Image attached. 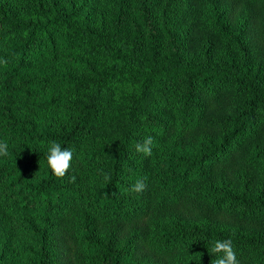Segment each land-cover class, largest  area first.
Returning <instances> with one entry per match:
<instances>
[{"label":"trees","instance_id":"16d2710c","mask_svg":"<svg viewBox=\"0 0 264 264\" xmlns=\"http://www.w3.org/2000/svg\"><path fill=\"white\" fill-rule=\"evenodd\" d=\"M4 60L0 264H264V0H0Z\"/></svg>","mask_w":264,"mask_h":264},{"label":"clouds","instance_id":"9594fccd","mask_svg":"<svg viewBox=\"0 0 264 264\" xmlns=\"http://www.w3.org/2000/svg\"><path fill=\"white\" fill-rule=\"evenodd\" d=\"M0 63L7 64V61H0ZM152 137H146L143 142H137L135 145V151L137 153H143L145 156H151L152 154ZM8 145L7 142H0V156H7ZM72 150L68 148H62L61 145L55 141H52L47 150L46 161L47 167L51 173L57 178H63L71 167ZM111 177L105 174V180H110ZM146 179V178H145ZM75 177H70V181H74ZM144 180H137L130 186L129 191L135 193H141L145 189ZM115 195V193H113ZM210 251L213 254H220L212 261V264H240L237 260L236 254L233 250L232 241L230 239L216 240L212 242Z\"/></svg>","mask_w":264,"mask_h":264},{"label":"rangeland","instance_id":"374dc122","mask_svg":"<svg viewBox=\"0 0 264 264\" xmlns=\"http://www.w3.org/2000/svg\"><path fill=\"white\" fill-rule=\"evenodd\" d=\"M34 220V217H29V216H25V215H21V216H17L15 218H13V221L14 222H19V224H22V223H25V222H28V221H33ZM25 241H26V237L25 236H22L20 235V232L15 234V236L13 237L12 239V245L15 247V248H18V246H21L23 244H25Z\"/></svg>","mask_w":264,"mask_h":264}]
</instances>
